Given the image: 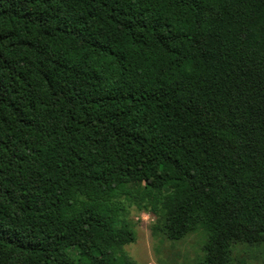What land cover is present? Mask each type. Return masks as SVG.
I'll use <instances>...</instances> for the list:
<instances>
[{"label": "trees", "instance_id": "16d2710c", "mask_svg": "<svg viewBox=\"0 0 264 264\" xmlns=\"http://www.w3.org/2000/svg\"><path fill=\"white\" fill-rule=\"evenodd\" d=\"M123 198L264 246V0H0V264H138Z\"/></svg>", "mask_w": 264, "mask_h": 264}, {"label": "rangeland", "instance_id": "374dc122", "mask_svg": "<svg viewBox=\"0 0 264 264\" xmlns=\"http://www.w3.org/2000/svg\"><path fill=\"white\" fill-rule=\"evenodd\" d=\"M123 212L136 234V241L124 246L126 255L138 264H205L203 243L206 232L199 229L180 241H171L162 235H154L156 216L147 209L133 204L127 198L121 200ZM57 221L49 222L57 227ZM234 257L241 264H264V246L237 244Z\"/></svg>", "mask_w": 264, "mask_h": 264}]
</instances>
